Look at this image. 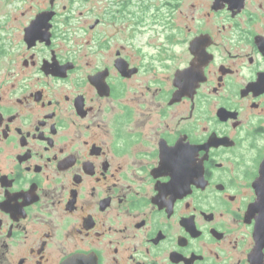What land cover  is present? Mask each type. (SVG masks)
Returning <instances> with one entry per match:
<instances>
[{"label":"flooded vegetation","instance_id":"1","mask_svg":"<svg viewBox=\"0 0 264 264\" xmlns=\"http://www.w3.org/2000/svg\"><path fill=\"white\" fill-rule=\"evenodd\" d=\"M234 1L0 0V264H264V0Z\"/></svg>","mask_w":264,"mask_h":264},{"label":"water","instance_id":"2","mask_svg":"<svg viewBox=\"0 0 264 264\" xmlns=\"http://www.w3.org/2000/svg\"><path fill=\"white\" fill-rule=\"evenodd\" d=\"M219 1H221V0H215L216 6H221V5H218ZM243 2H244V0H235L234 2L229 4V8L230 9L236 8V9L239 10V8H241L243 6ZM260 224L262 225L263 230H264V226H263V224H264V214H263V217H261V219H260Z\"/></svg>","mask_w":264,"mask_h":264},{"label":"rangeland","instance_id":"3","mask_svg":"<svg viewBox=\"0 0 264 264\" xmlns=\"http://www.w3.org/2000/svg\"><path fill=\"white\" fill-rule=\"evenodd\" d=\"M190 1H191V0H190ZM144 3H146V2H144ZM197 4H198V2H197ZM183 7H184V12H183V13L190 12V9H188V8H189V5H188V4H185ZM198 7H199V6H198ZM176 13H177V12H176ZM147 23H148V20L144 23V26H146Z\"/></svg>","mask_w":264,"mask_h":264}]
</instances>
